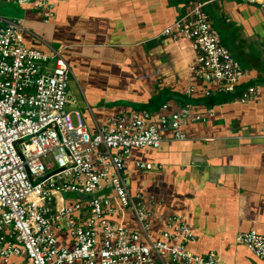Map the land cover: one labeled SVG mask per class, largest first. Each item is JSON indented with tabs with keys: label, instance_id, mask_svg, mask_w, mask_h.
Here are the masks:
<instances>
[{
	"label": "crops",
	"instance_id": "0c3cea01",
	"mask_svg": "<svg viewBox=\"0 0 264 264\" xmlns=\"http://www.w3.org/2000/svg\"><path fill=\"white\" fill-rule=\"evenodd\" d=\"M51 2L49 23L31 6L20 7L16 18L39 38L26 34L28 48L48 54V45L60 51L71 70L67 110H78L90 133L123 114L147 111L156 122L186 104L205 119L183 127V141L159 128L160 147L132 149L124 163L130 193H139L150 213L153 239L161 240L168 217L180 216L194 233V242L186 245L193 254L213 252L217 264H264L236 242L239 233L251 230L264 236V10L238 0ZM206 2L213 29L217 22L222 44L244 72L233 93L220 92L216 83L191 73L189 42L162 34L193 5ZM249 86L255 87L257 100L238 102ZM138 161L157 167L137 168ZM78 200L65 196L66 204ZM109 220L138 229L130 211ZM55 235L60 246L72 248L66 232Z\"/></svg>",
	"mask_w": 264,
	"mask_h": 264
},
{
	"label": "built area",
	"instance_id": "2783aa9c",
	"mask_svg": "<svg viewBox=\"0 0 264 264\" xmlns=\"http://www.w3.org/2000/svg\"><path fill=\"white\" fill-rule=\"evenodd\" d=\"M238 1L264 10V0ZM3 2L31 6L44 23L54 18L51 0ZM208 3L193 5L162 34L189 42L194 53L191 73L216 83L220 92L233 93L244 72L213 29L205 10ZM26 34L39 40L21 19L0 14L2 263L20 258L23 264H217L215 253L197 256L186 248L195 236L180 216L168 217L161 240H154L147 206L139 193H130L123 177L132 149L160 147L159 128L183 141L182 128L205 119L186 104L178 112L161 114L156 122L147 111L123 114L92 134L78 110H67L71 70L60 51L48 45V54L28 48ZM237 100H257L255 87L244 89ZM135 166L157 167L140 161ZM104 190L111 196H102ZM66 195L81 200L66 204ZM125 211L133 214L137 230L109 220ZM56 232L68 234L71 249L58 244ZM236 242L264 263V236L251 230L239 233Z\"/></svg>",
	"mask_w": 264,
	"mask_h": 264
},
{
	"label": "rangeland",
	"instance_id": "374dc122",
	"mask_svg": "<svg viewBox=\"0 0 264 264\" xmlns=\"http://www.w3.org/2000/svg\"><path fill=\"white\" fill-rule=\"evenodd\" d=\"M0 14L3 15L4 17L13 19V18H16V17H19V16L22 15V9L18 5H16V4H11V3L4 4V3H1L0 4ZM214 28L220 34L221 40H223V38H224L223 31L217 25V22H215ZM74 88L75 87L73 86L72 89L74 90ZM77 95L78 94L76 93V96ZM90 121H91V119H90V117H88V120L86 119V122L87 123H90ZM69 198L75 199L76 197L74 195H69Z\"/></svg>",
	"mask_w": 264,
	"mask_h": 264
}]
</instances>
